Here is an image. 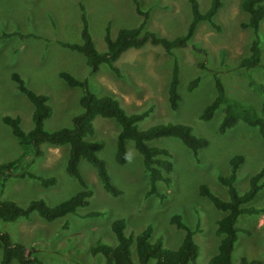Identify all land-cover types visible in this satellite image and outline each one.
I'll use <instances>...</instances> for the list:
<instances>
[{"label":"rangeland","instance_id":"374dc122","mask_svg":"<svg viewBox=\"0 0 264 264\" xmlns=\"http://www.w3.org/2000/svg\"><path fill=\"white\" fill-rule=\"evenodd\" d=\"M0 0V164L18 159L24 147L13 135L3 116H18L24 131L33 128V103L18 89L12 74H18L30 90L47 96L52 112L44 119L47 131L72 127L73 118L82 112L79 103L85 88L69 86L60 71L70 73L98 96L115 98L127 114L147 116L137 122L140 130L160 123H182L192 133L206 140V145L194 154L179 138L167 136L147 141L150 146L169 150L173 172L167 182H158L159 195L148 194L149 175L143 157L132 140L127 141V160L116 161L117 134L120 125L113 118L97 116L94 133L85 139L102 144L98 156L104 160L111 183L120 190L117 196L106 191L96 169L85 159L79 162V171L92 194L89 204L79 207L52 221L34 211L28 218L13 222L0 220V231L9 234L12 242L36 250L42 264H105L101 253H93L97 243L114 246L116 236L111 224L116 219L125 221L124 233L136 235L146 227L152 228L150 240L157 238L169 250L177 249L185 230L171 223L174 215L190 229L197 244L195 264H207L217 252L221 236L216 234L217 220L224 212L200 194L206 186L222 199H228V188L219 176L230 173V159L236 154L244 157L236 172L235 187L239 193L249 189L250 178L264 169V140L258 127L238 121L225 132L219 126L224 104L210 120L200 115L217 95L215 77L225 88V94L244 105H250L264 116V95L248 85V80L264 84V18L257 30L260 39L261 63L246 68L241 65L249 55L250 43L255 37L252 28L242 24L249 14L242 9L243 0H221L222 7L213 17L215 27L207 21L197 24L187 46L168 54L162 46L150 43L142 48H130L116 61L117 75L107 64L92 71L85 56L62 46L60 42H81V7L88 20L94 47L99 52L107 49L105 28L111 38L122 28H133L143 21L136 6L148 13L145 30L169 39L183 35L192 19L188 0ZM205 12L211 0H198ZM174 58L179 65L178 92L181 102L172 109L168 102V88ZM198 77L194 87L190 82ZM42 155L35 156L29 147L21 168L28 172L53 177L55 183L43 186L29 176H9L4 180L0 198L26 207L41 199L55 206L75 195L82 186L66 171L70 146L40 145ZM245 206L264 208V187ZM98 212L96 215H87ZM264 209L255 214L243 213L236 226L241 229L232 251V261L239 264L263 258ZM132 256L136 260L134 245ZM2 251L0 249V264ZM153 260L150 264H153ZM11 264H22L13 261ZM194 264V263H190Z\"/></svg>","mask_w":264,"mask_h":264},{"label":"trees","instance_id":"16d2710c","mask_svg":"<svg viewBox=\"0 0 264 264\" xmlns=\"http://www.w3.org/2000/svg\"><path fill=\"white\" fill-rule=\"evenodd\" d=\"M134 1L137 3L136 0ZM188 1L192 11V19L186 32L175 38L169 39L161 37L154 32L145 30L148 13L136 6L138 13L144 16L140 25L133 28L120 29L114 39L109 34V26H106L104 40L107 49L104 52H99L94 47L88 20L83 11V6L80 5L82 10L81 42L68 43L61 41L60 44L81 52L85 56L92 71H97L101 64H107L111 70L119 75L120 70L115 63L122 53L130 48L139 49L145 44L150 43L155 46H162L168 54H173L174 49L188 45L195 33L198 22L204 20L218 27L214 23L213 17L222 7L221 0H211L209 8L205 12H201L198 0ZM241 6L249 14V19L242 25L252 28L256 34L250 43L249 55L241 61L242 66L251 68L261 63L260 39L257 30L264 18V0H243ZM59 76L71 87L80 86L85 88L84 94L79 100L82 112L73 118L72 127H63L54 131H47L44 129L43 122L52 112L50 105L47 103V96L30 90L24 85L23 80L18 74H12V79L17 83L18 89L34 105L32 117L34 125L30 131L26 132L21 128L20 118L18 116H3L4 123L9 125L13 135L17 138L20 145L24 147V151L18 159L0 164V184L2 187L4 180L12 175L18 177L29 176L38 180L43 186L54 184L55 179L53 177H43L28 172L25 167L21 168L22 159L31 146H34L35 149L33 151L34 155L40 156L42 155L40 149L42 143H48L53 146L68 144L70 146V152L66 163V171L70 176L78 180L82 189L55 206H48L43 200L38 199L31 201L26 207H21L11 200H3L0 198L1 221L13 222L19 217L28 218L34 211L38 212L47 221H52L69 213L76 212L79 207L87 206L92 192L88 189L86 181L79 171V162L81 159H85L96 169L97 175L106 191L114 196L120 194V190L111 183L104 160L98 156V152L102 148L101 142L85 139L87 136L93 135V121L97 116L113 118L120 125V130L117 134L115 156L118 163L123 164L126 162L127 141H133L135 148L143 157V164L149 175L148 194L159 195L158 182H167L170 180L169 175L173 172V165L168 159L170 156L168 149L150 146L147 144V141L159 137H177L194 154L206 145L204 138L194 135L191 127L182 123H160L140 130L137 127V122L147 116L148 110L142 113L127 114L115 98L111 96H98L89 91L86 88V81H80L66 71H60ZM179 81V65L177 59L174 58L168 88V102L172 109H177L181 102V97L178 92ZM197 81L198 77L193 79L190 82V88L194 87ZM248 83V85L254 89H258L264 95L263 83L257 82L253 78H250ZM215 86L217 95L212 102L205 106L200 115V119L210 120L215 110L224 104V115L219 126L220 132H225L237 124L238 121H243L250 126L258 127L264 140V116L258 115L252 106L244 105L236 99L229 98L225 94V88L217 76L215 77ZM243 160L244 157L241 154L232 156L230 159V173L226 176H219V181L228 188V199H222L213 194L206 184H202L199 187L200 194L206 196L218 210L224 212V215L217 220L216 234L221 236L217 252L209 259L207 264H234L232 261V251L235 241L238 238V232L241 231L236 226L239 216L243 213H259L264 209L245 206L264 187V169H261L251 176L249 189L245 192L239 193L234 185L236 172ZM1 194L2 191H0ZM93 214L96 215L98 212H90L87 215ZM171 223L175 224L177 228L185 230L182 242L175 250L165 248L160 238L152 242L150 240L152 233L150 226L136 235H126L124 233L125 221L123 219H116L112 222L111 229L116 236L117 243L114 246L97 243L92 248V252L103 254L105 264H150L151 260L154 261L153 264H195L197 257V244L193 238L195 231L187 227L177 215L171 218ZM132 245H134L136 260L132 256ZM0 249L2 251L1 264H11L13 261L22 264H42L37 256L36 250L29 249L23 244L12 242L9 234L6 232L0 231ZM239 264H264V224L263 258L247 260L242 257Z\"/></svg>","mask_w":264,"mask_h":264}]
</instances>
